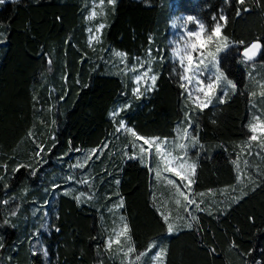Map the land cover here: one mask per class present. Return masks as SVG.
Here are the masks:
<instances>
[{"label": "trees", "instance_id": "trees-1", "mask_svg": "<svg viewBox=\"0 0 264 264\" xmlns=\"http://www.w3.org/2000/svg\"><path fill=\"white\" fill-rule=\"evenodd\" d=\"M90 5L0 3V202L8 201L0 203V257L7 264H130L155 242L145 261L163 248V264H264V148L249 142L245 126L264 101L254 84L264 75V0H116L106 5L93 45L85 20ZM178 13L210 26L213 16L227 17L221 33L233 46L219 53V67L236 88L229 85L221 96L219 89L224 102L214 98L202 111L180 86L170 54L169 21ZM256 40L261 50L250 70L237 55L239 42ZM112 50L126 53L127 61L146 59L158 77L154 89L133 95L129 74L111 64ZM117 107L123 110L114 121L109 113ZM189 116L199 143L187 151L197 167L194 183L183 187L203 194V210L193 208L199 223L191 229L184 198L175 205V196L162 191V201L157 190L166 188L156 183L153 158L127 154V135L117 131L123 119L141 135L168 137L174 127L187 126ZM82 147L101 149L84 168H74L86 172L88 184L75 173L67 179ZM69 184L93 198L77 204L73 193L64 194ZM121 198L123 207H116ZM163 216L179 225L172 234ZM46 219L50 228L42 232ZM120 224L128 226L125 244L135 249L124 261L105 246Z\"/></svg>", "mask_w": 264, "mask_h": 264}, {"label": "snow or ice", "instance_id": "snow-or-ice-1", "mask_svg": "<svg viewBox=\"0 0 264 264\" xmlns=\"http://www.w3.org/2000/svg\"><path fill=\"white\" fill-rule=\"evenodd\" d=\"M5 0H0V3H4ZM104 0H101V4H103ZM108 4H115L116 0H107ZM226 2H229V0H226ZM240 4L244 3V0H239ZM96 12H92V16H96ZM239 15V11L237 13ZM212 20L214 22V26L206 25L205 22L202 20L189 15L186 19L182 17H174L171 20V27L173 29L180 28L181 31L177 34L178 39L172 41L173 49L171 53V57L173 61L179 62V68L180 70H177L178 75L180 77L181 84L180 86L182 88H185L186 91L189 94V97L193 96L196 92L202 93L201 95H196V101H199V107L201 111L208 107L212 102L213 99H219L221 103L224 102V100L221 97L216 96V90L218 87L222 85L224 81L227 82L228 85H230L233 89L236 88V85L227 78L225 73L221 71L219 67V53L222 50H226L233 45L230 43H224L222 46L218 45L216 47L215 52H207V55H205V50L207 47L215 42L214 38H219L227 41V37H223L221 33L222 25L219 23V21H225L227 20V17L223 14H221L219 17L213 16ZM193 23L197 26L195 29H189L188 25L189 23ZM104 27V25H100L97 27L96 32H100V30ZM91 31V30H90ZM2 35V33H0ZM99 37L95 34H92L90 36L89 43L91 44L92 40H98ZM240 45L243 46L242 51H239L237 53L238 56L241 57L240 62L246 63L253 61V59L257 56L258 52L261 50V44L259 42H253L251 45H245L243 41L239 42ZM114 55L116 57L125 58L126 53L115 51ZM149 58L151 59V50H149ZM186 61V63H185ZM49 65H51V60L48 61ZM215 67L216 73H219V75H216L213 73L212 76H206V73L209 71L210 68ZM140 68H144V71H140L139 69L133 67L132 69H129V71H132L134 75V83L139 85V83L143 80L146 84L150 80L151 83L147 85L145 88V92L151 91L155 87V82L158 79V77L155 74H151V65L149 64L147 68H145V65L143 63L140 64ZM182 70V71H181ZM187 82V86L184 82ZM264 87V85H262ZM144 93L141 92L139 86L133 89V95L139 96L143 95ZM224 95H227L225 92ZM252 95H255V93H252ZM261 95L264 96V92H261ZM62 99V98H61ZM125 108L128 107V105L124 106ZM123 109L117 108L114 109L112 112L109 113V116L115 121V118L119 115L120 111ZM255 123L250 122L248 125V131L251 133V135L248 137L249 142H257L262 148H264V121L261 120L259 116L253 117ZM125 128V122L123 120H120L118 122L117 131H120L121 129ZM192 128L191 118L190 116L187 117V127L184 128L183 131V138L191 140L192 144L199 143L196 136H193L191 131H189ZM127 131L131 132L133 136H136L138 140H142L143 144L139 145L140 152L148 153L151 155L153 147L155 150V153L160 157V164L157 166V168L154 170L155 176L157 179L162 178V174L172 173L173 175L179 177L180 181L183 182L185 180L188 181V185H191L194 183L192 180V176L195 174V169L197 165L195 163H188V148L189 144L185 142H178L180 140V129H177V141H168L167 138L164 140H160L159 137H143L139 136L137 133H135L132 129H127ZM144 145H147L148 147L145 148ZM163 146V147H162ZM169 146L172 147L175 150H178L180 155H174L173 151L168 150ZM39 147V151L37 152V155H41L44 152V148L41 146ZM104 147H107V145H104ZM101 149H92L91 153L86 154L85 158L83 159V162H77V164L73 165L72 167L77 168H84L88 161L93 158V156H96L97 153ZM77 151H79L77 149ZM132 159L136 158L135 156L130 157ZM162 165V167H161ZM6 167V165L4 166ZM20 167H23L21 165ZM191 169V175H188L186 170ZM18 170V169H17ZM35 174V173H33ZM166 179V177H164ZM69 181H73L75 178L73 176H69L67 178ZM237 180H240V177L237 176ZM82 184H88L87 179H83L81 181H78ZM170 184H175V181L169 180ZM117 184H119V181H117ZM56 187H59V185H56ZM177 192L180 197L184 198L185 202V209L188 212V216L184 219L187 220L186 226L187 228L191 229L195 226V224L199 223L198 217L193 214V208L196 210H203L200 208V204L202 202L196 201L193 196L194 194H187L185 191L181 189L180 185H176ZM65 195L70 194L68 190L65 191ZM203 195V194H201ZM86 194L84 192L79 193V195H76L74 199L76 200L77 204H80L82 202V198H84ZM93 197L91 195L87 196V199L91 200ZM0 203L7 204L8 201H2ZM45 203H48L47 201ZM177 204H180L181 201L179 199L176 200ZM116 207H123V199L121 198L120 204ZM11 215L15 216L16 212L13 211ZM47 215V213H46ZM163 215V214H162ZM123 217L121 216V220L123 221ZM164 222L167 225V231L169 234H172L174 231L177 230L179 227L178 224L169 222L168 216H163ZM5 223H9V221L5 220ZM41 227H47V225H42ZM59 231V229H57ZM128 232V226L127 224L124 225V228L121 232H115V242L117 244L120 243V237L122 235H125ZM34 235H39V232H37ZM127 239L130 241L131 237L128 236ZM112 239H110L106 243V247H110L112 244ZM3 245L0 244V247ZM157 245L155 242L149 245L148 250L146 252L139 253L136 255L135 261H130V264H141L142 257L146 256L148 251H151L152 248L156 247ZM135 251V249L132 246H128L127 253L125 255L131 254ZM214 251V250H213ZM165 253V250L161 248L159 251L155 253L154 256L151 257L153 264H161V261L163 259V255ZM36 252H33V255H35ZM44 255L47 256V250L44 251ZM256 264H261L260 261H256Z\"/></svg>", "mask_w": 264, "mask_h": 264}, {"label": "rangeland", "instance_id": "rangeland-1", "mask_svg": "<svg viewBox=\"0 0 264 264\" xmlns=\"http://www.w3.org/2000/svg\"><path fill=\"white\" fill-rule=\"evenodd\" d=\"M108 4L107 0H104L103 4H101V0H91V5L89 7V9L87 10L86 14H85V20H86V32H87V42L89 43V40H90V36L92 34H95L99 37L98 40H92L91 41V45L93 44H96L99 40H100V34H101V30L100 32H96V29L97 27H99L100 25H103L104 22H105V14H106V5ZM95 11L97 14L96 16H92V12ZM189 15H192V14H185V13H178V14H174L171 16L170 18V34H169V39H168V42H169V45H170V54L172 53V49H173V45H172V41L174 40H177L178 39V33L181 31L180 28H177V29H173L171 27V20L174 18V17H182L184 19L187 18V16ZM196 18H198L197 16L195 15H192ZM200 19V18H198ZM201 20V19H200ZM219 23L221 24V21H219ZM189 29H195L197 28V26L193 23H189L188 25ZM91 30V31H90ZM214 41L213 43H211L207 49L205 50V55H207V52L211 51V52H215L216 50V47L218 45L222 46L224 43H226L225 40L223 39H219V38H214ZM90 44V43H89ZM115 51H119V50H115ZM122 52V51H120ZM112 53H113V56H114V59H112V65L118 69L120 68L122 71L124 72H127L129 74V76L131 77V80H132V87H131V90L133 92V89L138 87L140 88L141 92H145V88L147 87L148 84L151 83V81L149 80L147 82V84L142 80L139 85H137L136 83H134V73L132 71H129V69H132L133 67L139 69L141 72L144 71L145 69L144 68H140V64L143 63L145 65V68H147V66L149 65L148 64V61L146 59H144L142 56H135L133 57V60L132 61H127L126 57L125 58H120V57H116L114 55V50H112ZM177 63L179 65V62L177 60ZM186 63V61H185ZM255 61H250L248 62V68L251 70L253 67V69H255L254 65H255ZM258 68V67H257ZM152 70V69H151ZM258 70V69H257ZM257 70L254 71V73L257 75ZM182 71V70H181ZM213 73H215L216 75H219V73H216V69L215 67H212L209 69V71L206 73V76H212ZM151 74H155V72L152 70L151 71ZM156 75V74H155ZM187 86V82L185 81L184 82ZM255 86H256V91L258 92H264V87H262V85H264V75L262 76H259L258 79L255 80ZM228 84L226 81H224L222 83V85L220 87L217 88L216 90V94H217V91L220 89V93H219V96H221L225 91L226 89L228 88ZM187 92V91H186ZM188 94V92H187ZM189 95V94H188ZM196 95H201L202 96V93H198L196 92L193 96H191V101L194 102V104H196L197 106H199V101H196ZM213 102H214V99H213ZM212 102V103H213ZM211 103V104H212ZM255 105V103H254ZM256 106L257 109H258V112L255 113L254 111L255 110H252V112L248 115L247 117V121H246V128L248 129V125L250 122H253L255 123L256 121H254L253 117L254 116H259L261 118L262 121H264V101L262 102H259ZM119 108V107H117ZM116 108V109H117ZM120 120H123V119H120ZM119 120V121H120ZM124 121V120H123ZM125 122V121H124ZM117 127H118V123H117ZM187 126L183 127L181 125H178L177 127H174V132L171 136H168V137H164V136H156V135H141L139 133H137L132 126L128 125L126 122H125V128L121 129L120 132L124 133L127 135V140H126V146L128 147V149L126 150V153L129 154V155H137V156H140L141 159H145L146 160H149L151 157L153 158L154 162L152 164V170H153V174L155 176V173H154V170L157 168V166L160 164V157L155 153V150H154V147H153V150H152V153L151 155H149L148 153H141L140 152V148H139V145L140 144H143V141L142 140H138L136 136H133L131 132L127 131V129H132L135 133H137L139 136H143V137H148V138H152V137H159L160 140H164L165 138H167L168 141H177V129H180V140L178 142H185V143H188L189 146L192 147V142L189 139H184L183 138V129L186 128ZM190 131V130H189ZM249 135H251V133L249 132ZM145 148H147L148 146L147 145H144ZM163 147V146H162ZM79 151L76 152L74 154V159L71 160V170L68 172L67 171V176H73L74 173L75 175H79V177L81 178V180L83 179H87V176L85 175L86 172H77L76 170H74V168L76 167H72L73 165L77 164V162H83V159L85 158L86 154H89L91 153V150L93 149L92 147H82V148H78ZM170 151H173V154L174 155H180L179 151L178 150H175L173 149L172 147L169 146V149ZM87 151V152H86ZM188 163L191 164V163H194V161L192 159H190L188 157ZM68 164H70V160H68ZM162 167V165H161ZM187 174L188 175H191V169H187L186 170ZM166 177V179L164 178ZM193 178V176H192ZM88 180V179H87ZM155 180H156V183L157 184H161V186H164L166 189H160L157 190L158 193H160V195L158 196H161V194L163 192H167L169 193V195L167 196V198H169L171 195H174L175 196V199H174V203H176V200L177 199H181V197L179 196L178 192H177V187L176 185H180L181 186V189L183 191H185V187L184 186H187L189 188L190 185H188V181L185 180L183 182L180 181L179 177L173 175L172 173H163L162 174V178L160 179H157L156 176H155ZM169 180H172V181H175L176 183L175 184H170L168 181ZM65 190H68L69 192L73 193L75 196L76 195H79V193L81 192H84L86 194V196L84 198H82V202H88L89 199H87V196L88 195H91L90 193H86L85 191L83 190H80L78 189V187H76L75 185H66V188ZM165 190V191H164ZM163 191V192H162ZM186 192V191H185ZM187 193V192H186ZM191 194H194L193 198L196 200V201H199L198 199V195L199 193H191ZM164 195L165 193H163V200L162 201H165L164 199ZM81 202V203H82ZM52 204V202H51ZM51 207V206H50ZM161 208L162 209H167V208H163V206L161 205ZM50 212V210H47V213ZM164 212V210H163ZM49 214V213H48ZM42 225H47V227H41V230L42 232H48L49 231V225H48V219H46V221L42 224ZM122 231V226L121 224L119 226H115L114 229L111 231L112 233L109 234L108 236H106L105 238V246H106V243L112 239V244L110 247H112V254L115 256L117 255L119 257L120 260H125L126 258L129 257V254L128 255H125V253H127V248L128 246L125 244V239H124V236L122 235L120 237V243L117 244L115 242V232H121ZM41 232V233H42ZM36 241L38 242V246L40 248H44L43 247V244L41 243L40 240L36 239ZM160 249H158L157 251H159ZM142 253V252H141ZM154 253V252H153ZM151 253V254H153ZM136 256H134V258H131L130 260L132 261L133 259L135 260ZM163 260V259H162ZM129 261V260H128ZM0 264H7V262L5 261V259L3 257H0ZM141 264H146V261L144 260V257H142V261H141ZM147 264H153V261L152 259L147 263ZM161 264H162V261H161Z\"/></svg>", "mask_w": 264, "mask_h": 264}, {"label": "crops", "instance_id": "crops-1", "mask_svg": "<svg viewBox=\"0 0 264 264\" xmlns=\"http://www.w3.org/2000/svg\"><path fill=\"white\" fill-rule=\"evenodd\" d=\"M146 161H148V160H146ZM201 194H202V192H201V193L199 192V195H201ZM175 205H176V203H175ZM178 205L180 206L181 204H178ZM157 250H158V249H157ZM157 250L154 251L153 254H151L150 256H148V257L146 258V264L151 260V257L155 255V253L157 252ZM162 264H163V260H162Z\"/></svg>", "mask_w": 264, "mask_h": 264}, {"label": "water", "instance_id": "water-1", "mask_svg": "<svg viewBox=\"0 0 264 264\" xmlns=\"http://www.w3.org/2000/svg\"><path fill=\"white\" fill-rule=\"evenodd\" d=\"M253 42H258L257 40L256 41H253ZM252 41L249 42L247 45H251L253 43ZM240 51H242V49H240ZM256 58V57H255Z\"/></svg>", "mask_w": 264, "mask_h": 264}]
</instances>
